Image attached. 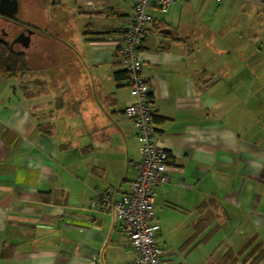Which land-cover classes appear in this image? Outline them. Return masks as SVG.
<instances>
[{
	"label": "crops",
	"instance_id": "1",
	"mask_svg": "<svg viewBox=\"0 0 264 264\" xmlns=\"http://www.w3.org/2000/svg\"><path fill=\"white\" fill-rule=\"evenodd\" d=\"M87 1L73 0L75 31L35 26L26 73L0 75V264L132 257L115 212L91 205L96 188L126 193L140 157L132 98L114 77L132 3ZM147 13L139 55L169 155L158 244L169 264H264V0Z\"/></svg>",
	"mask_w": 264,
	"mask_h": 264
},
{
	"label": "built area",
	"instance_id": "2",
	"mask_svg": "<svg viewBox=\"0 0 264 264\" xmlns=\"http://www.w3.org/2000/svg\"><path fill=\"white\" fill-rule=\"evenodd\" d=\"M132 3V12L119 27L117 46L119 67L132 98L124 112L132 119L139 142L140 157L134 164L135 175L126 193L117 197L108 190L94 189L91 205L115 212L118 228L126 235L132 251L124 264H169L168 248L158 244V225L153 222L155 188L167 182L168 153L158 144L154 128L155 104L142 74L140 46L150 20V3L167 12L176 0H123ZM220 2L222 0H213ZM92 4L91 0L87 1Z\"/></svg>",
	"mask_w": 264,
	"mask_h": 264
},
{
	"label": "rangeland",
	"instance_id": "3",
	"mask_svg": "<svg viewBox=\"0 0 264 264\" xmlns=\"http://www.w3.org/2000/svg\"><path fill=\"white\" fill-rule=\"evenodd\" d=\"M54 0H21V8L17 13L20 20L29 25L37 26L41 30H48L61 36L63 30L75 31L78 14V6L73 0H61V3ZM13 26L12 24H8ZM3 31L7 27L0 28ZM9 30V29H8ZM37 42L42 41L39 36L35 37ZM17 48V47H16ZM30 49L26 52L29 59ZM26 73V72H23ZM27 78H25L26 80Z\"/></svg>",
	"mask_w": 264,
	"mask_h": 264
},
{
	"label": "trees",
	"instance_id": "4",
	"mask_svg": "<svg viewBox=\"0 0 264 264\" xmlns=\"http://www.w3.org/2000/svg\"><path fill=\"white\" fill-rule=\"evenodd\" d=\"M5 18H11L14 22L20 24L23 27H29L33 30H39L33 25L23 22L18 16H8L0 12V21ZM4 25L0 22V28ZM8 29H4L8 35L5 37L2 35L0 29V75L5 78H11L20 75L21 73L29 69V59L25 53L18 52L15 46H10L9 32H12L11 25H8ZM114 77L118 82L124 81L125 73L122 70L116 71Z\"/></svg>",
	"mask_w": 264,
	"mask_h": 264
},
{
	"label": "water",
	"instance_id": "5",
	"mask_svg": "<svg viewBox=\"0 0 264 264\" xmlns=\"http://www.w3.org/2000/svg\"><path fill=\"white\" fill-rule=\"evenodd\" d=\"M18 10V0H0V12L8 15V16H15ZM35 30L25 27L23 31H21L18 35H16L12 41L10 42V46H12L15 42H20L23 50L19 51L20 53L24 52V49L29 46L31 34L34 33ZM3 33H5L3 31ZM21 36H24L22 39Z\"/></svg>",
	"mask_w": 264,
	"mask_h": 264
},
{
	"label": "flooded vegetation",
	"instance_id": "6",
	"mask_svg": "<svg viewBox=\"0 0 264 264\" xmlns=\"http://www.w3.org/2000/svg\"><path fill=\"white\" fill-rule=\"evenodd\" d=\"M0 22L4 25V27H8V24H12L13 25L12 28H11L12 32H9L10 42L12 41V39L16 35H18L21 31H23L25 29V27L20 26V24H18L17 22H14L11 18H5V19L1 20ZM2 35L6 37L8 35V33L7 32H5V33L2 32ZM21 37H22V39H24V36H21ZM12 46L17 47L16 50L18 52L23 50V47L21 46L20 42H15ZM29 48H30V43H29V46L24 49L23 53L26 54V52L29 50Z\"/></svg>",
	"mask_w": 264,
	"mask_h": 264
}]
</instances>
